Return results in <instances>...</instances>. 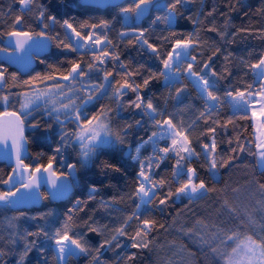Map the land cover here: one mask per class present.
Returning <instances> with one entry per match:
<instances>
[{
	"label": "trees",
	"instance_id": "obj_1",
	"mask_svg": "<svg viewBox=\"0 0 264 264\" xmlns=\"http://www.w3.org/2000/svg\"><path fill=\"white\" fill-rule=\"evenodd\" d=\"M159 1L161 6L153 5L145 21L135 23L133 12L121 9L134 8L139 0L104 10L82 6L79 0H34L29 11H23L18 0H0V50L13 32L46 36L52 41L50 53L37 60L28 75L21 76L0 63V114L12 111L21 116L27 129V167L45 168L51 159L56 173L69 176L74 186L70 198L58 204L45 193L39 208L13 212L0 203V264H18L25 244L32 240H36V246L22 264H60L55 251L56 234L62 236L65 231L73 239L82 238L88 252L67 257L64 264H223L221 252L232 243L252 239L264 247V189L260 188L264 170L257 165L254 119L249 112V101L253 99L254 108L262 89L261 78L250 65L264 56V0H184L176 6L171 22L164 20L171 0ZM49 15L56 18L55 22L47 19ZM16 16H21L19 23H15ZM66 20L81 37L92 33L87 42L80 39L79 50L69 33L72 29L64 24ZM145 34L148 43L157 45L156 52L144 43ZM97 37L99 45L93 43ZM177 40L190 42L188 59L175 67L178 80L165 83L163 61L169 58ZM65 44L70 47L65 48ZM189 63L192 71L213 82L210 90L224 101L221 112L207 111L201 93L187 75ZM73 64L79 65L78 71L84 75L63 79ZM145 79L149 81L147 85ZM256 82H260L258 91L253 93L249 85ZM122 84L129 87L117 94ZM135 85H140L137 91L132 90ZM57 87L63 93H76L70 101L81 106L79 120L77 115L58 114L49 104L41 103L27 114H20L24 97L43 95ZM237 90L245 92L247 102L234 108V103L225 97L227 92L235 95ZM137 95L142 98L140 108L135 106L141 102ZM149 101L156 109L154 113L146 108ZM104 115L110 124L111 145L96 148L90 160L82 163L75 134ZM169 119L175 128L162 126L172 132L173 139L180 136L177 144L160 142L154 148L149 137L153 132L158 135L160 126L156 121ZM177 131L182 135H176ZM62 132L74 134L70 143L61 141ZM57 147L60 152L55 151ZM163 147L170 151L160 158ZM184 147L191 148L194 155L190 161L181 162L184 175L174 177L177 153L188 155L182 151ZM127 149L130 154L125 158ZM213 159L217 168L210 171ZM226 160L228 163L220 167ZM189 163L195 169L193 183L203 181L207 189L191 199L175 194L187 180ZM69 164L74 166L73 175ZM141 165L151 179L147 187L155 185V195L137 209L141 202L134 194ZM10 174L11 169L0 163V192L10 191ZM161 180L165 181L163 185ZM169 192L173 195L169 196ZM161 199L164 204L159 203ZM144 219L154 222L146 235L141 223ZM114 222L125 235L90 231ZM40 228L47 236L28 235ZM138 230L142 235L136 237V242L146 243L147 247H132L131 237Z\"/></svg>",
	"mask_w": 264,
	"mask_h": 264
},
{
	"label": "snow or ice",
	"instance_id": "obj_2",
	"mask_svg": "<svg viewBox=\"0 0 264 264\" xmlns=\"http://www.w3.org/2000/svg\"><path fill=\"white\" fill-rule=\"evenodd\" d=\"M184 2V0H171V3H169L167 5L168 8V14L164 17V20L166 22H171L174 18L175 15V11H176V6L179 4H182ZM18 3L20 5V8L23 11H29L31 10V5L34 3V0H18ZM152 0H139L138 3H135V7L134 8H124L121 9L122 12L127 13V12H133V13H139L141 9H145L147 8V5L151 4ZM44 16V12L43 10H41L39 12V17H43ZM47 19L49 21L55 22L56 18L54 16L49 15L47 17ZM157 19H160V17H157ZM21 21V16H16L15 17V23H19ZM64 24L72 29V32L75 36L79 37L80 39L85 40V42H87L88 39L91 38L92 33H89L88 37H81L80 32H78L72 24L68 23V21H64ZM102 25H106V22L102 21L101 22ZM45 27H47V25H45ZM93 28H96V25H92ZM210 30H215V29H210ZM9 35H20L19 33H9ZM25 36H27L28 39H31V36H28L27 34H24ZM39 35H44V33H39ZM123 35V34H122ZM143 35V33H141V36ZM26 41H18L17 42V48H22L23 44ZM94 44L99 45L100 44V38L97 37V39H95L93 41ZM110 43V41H109ZM145 44H147V47L152 49L153 52H156V49L153 47L152 44L148 43L146 40L144 41ZM189 43L190 42H186V41H180L177 40L175 42L174 45V51L169 53V58L167 60H164V67L165 69H170L172 67L171 64V60L173 55L175 56H180L182 53L184 55H187V52L185 50H187L189 48ZM77 46H81L79 43V40H77ZM65 48L70 47V45L65 44L64 45ZM217 51H219V49H217ZM104 55H108V53L105 51ZM117 57H113V59H116ZM193 61H195V57L192 58ZM100 63H104L103 59H100ZM89 67L91 68L92 65H89ZM209 65H205V68H208ZM251 69L255 72L256 75H258L261 78V83H262V89L261 91L264 92V56H262L259 61L257 63H253L250 65ZM193 65L192 63L188 64V72L189 75L194 76L197 78V84L200 86V92L202 93L201 98L204 99L205 101V105L207 108L211 109L214 108L216 103L219 102L220 97H218L217 95H214V92L210 89H212L214 87L213 82H211L208 78H206L203 75H200L199 73L192 71ZM79 69V65L77 64H73L71 71L69 72L68 76H64L63 79L67 80L69 79V77H72L73 79H75L76 75H80L83 76L84 72L78 71ZM107 75H110V73L106 74L105 79H107ZM161 75H164V73H161ZM212 75H216L214 72L212 73ZM3 78V72H0V79ZM165 79H168V76H165ZM149 83L148 79L144 80V85H147ZM129 87L128 84H122L120 85V88L117 89V94L120 93V91L124 88ZM140 85H135L133 87V91H137L139 89ZM249 88H251V85H249ZM99 90V89H96ZM180 89H177V93H180ZM206 93V98L203 96V94ZM227 96L232 97L233 99V103L234 106L239 108L242 106L243 103H246V99H245V92L243 91H239L237 90V92L235 93V95L232 92H227L226 93ZM248 95L251 96L252 93L248 92ZM4 101L8 100V97L5 96L3 97ZM92 97L89 96L88 100H91ZM137 101H141L140 103H136L135 106L137 108L142 107V98L137 95ZM26 107V105H25ZM67 107V106H65ZM147 110H150V112L154 113L156 111V109L154 108L153 104L151 103V101H149L146 105ZM201 115H204L203 113H201ZM262 115H264V112H262ZM76 119L79 120L80 119V114L79 112L77 113ZM93 119H96L95 117ZM58 120V117H57ZM63 123V122H60ZM157 126H162V124H166L168 126L169 129H174L175 125L173 124V122L169 119V120H165L163 122L161 121H156ZM98 127L100 128V131H96V132H91L88 133L87 135H85L84 133L87 132V130L85 129L84 132H80V133H76V138L80 143L81 146V153L83 156V161L82 163H87L90 158L92 157V155L94 154L96 148H98L102 143H110L111 141L108 139L110 135H112L107 126L100 124L98 125ZM101 132H103V137H101ZM73 133H68V132H62L61 133V141L65 144L70 143L71 142V137L73 136ZM176 135H182L181 132L177 131ZM157 136L156 132L152 133V136L149 137V140H153V138H155ZM161 138H163V136H161ZM116 139L119 140L121 143L123 142L120 135L116 134ZM23 142H24V136H23V123H20V127H19V135L14 139L13 141V150L15 151V154L17 156V162L18 164H21L22 161H20V154H21V150L23 148ZM184 142L185 144H187L188 139L187 137H184ZM177 141L175 139L172 140V144L176 145ZM205 148H207V145H204ZM60 147H57L55 149L56 152H60ZM137 151H139V148L137 149ZM162 153L167 154L170 149L169 147H163L160 148L159 150ZM182 151L187 153V156H182L179 155V152L177 153L178 155V159L176 161V164L173 165V176L174 177H180L182 175H184V165L181 163L182 161H190L191 157L194 155L193 151L191 148L189 147H184L182 148ZM212 152H215V144H213L212 146ZM135 159V157H134ZM228 161H224L223 164L220 165V167H223L225 164H227ZM52 165V160H49V164L47 168H44V171H48L49 168H51ZM257 165L264 170V153H260V157L257 161ZM106 167H112L111 165H105ZM67 167L69 169H73L74 166L72 164L67 165ZM25 168H27V166H25ZM217 168V163L216 161L213 159L210 161V171L214 170ZM41 169L40 167H37L34 171L35 172H39ZM15 171V170H14ZM53 175H55V173H53ZM195 175V169L193 167H191V164L189 163L188 167H187V180L185 182H183L181 184L180 187H178L176 189V195L180 196V195H185L188 196L189 199L193 198V196L198 195V194H202V190H207L205 183L203 181H201L198 184L193 183V176ZM139 177H143V179H139ZM4 183H8V181H4ZM51 183L55 186V181H51ZM151 183V179L150 177L146 176L144 171H143V165H141V171L138 173V187L136 189L135 192V196H137L140 200V204H137V209H139L141 207V204H147L151 201L152 196L155 195V192L153 191V189L155 188V185L153 184L152 188L147 187V184ZM161 185H163L165 183L164 180H161L159 182ZM34 186V177L29 179V182L27 184H23L22 187H24L25 189L31 188ZM261 189H264V184L260 185ZM67 190V188L65 187V191ZM19 191V189H17V192ZM92 191H95V189L93 188ZM16 195V193L14 192H0V203H3L5 205L11 206L14 201H13V197ZM169 196L173 195V193L169 192L168 194ZM160 204H164L165 200L161 199L159 201ZM141 223L144 226V234L146 235V231L150 230V225H152L154 222L148 219H144L141 221ZM90 231H98V229L96 228H90ZM116 232L119 235H125V232L123 230V228H118L116 229ZM40 234H44L45 236H47V233L44 231L43 228L38 229V231L36 233H28V235H36L39 236ZM57 239H56V246H57V259L60 262V264H63V261L65 260V258L67 257H72V256H76L78 254H82V253H87L88 252V248L86 246V243L83 242L82 238H77V239H73L71 238L67 231L64 232V234L61 236L59 232H57ZM142 235V232L140 230L137 231L136 236L131 237V239L133 240L132 243V247H147L146 243H137L136 242V237H139ZM113 240L116 239L115 236H113L112 238ZM104 243L110 244L111 241H104ZM36 246V240H32L29 243L25 244V248L23 253L21 254V261L18 262V264H22L23 258L26 257L28 255V253L32 250L33 247ZM74 246V247H72ZM103 246V245H101ZM117 247H119V245H117ZM257 248L260 249V264H264V247L261 246H257ZM78 250V251H77ZM41 251H43V248H41ZM250 251L253 253V255H255V249H250ZM2 254V253H0ZM129 259H131V257H129Z\"/></svg>",
	"mask_w": 264,
	"mask_h": 264
},
{
	"label": "water",
	"instance_id": "obj_3",
	"mask_svg": "<svg viewBox=\"0 0 264 264\" xmlns=\"http://www.w3.org/2000/svg\"><path fill=\"white\" fill-rule=\"evenodd\" d=\"M132 0H79L80 5L97 9L115 8ZM153 8V3L147 5L146 10L133 13L135 23L145 21ZM20 35H8L0 50V63L14 69L21 76L28 75L37 65V60L47 56L52 49V41L46 36H32L27 32H13ZM31 36L28 39L27 36ZM18 41H26L22 48H17ZM21 116L16 112L0 114V163L11 169L10 191L16 193L12 198L14 203L9 206L13 212L39 208L44 200L43 193L53 203H62L70 198L74 192V186L69 176L56 173V166L51 165L48 171L40 168L35 172L31 168H25V160L28 158V142L23 130L24 142L20 154L21 164L17 162V156L13 150V141L19 135ZM130 149H127L124 157H129ZM46 166L45 168H47ZM15 170V171H14ZM55 173V175H53ZM34 177V186L28 189L22 187L30 178ZM55 181V186L51 183ZM65 187L67 190L65 191ZM17 189L19 191L17 192Z\"/></svg>",
	"mask_w": 264,
	"mask_h": 264
},
{
	"label": "rangeland",
	"instance_id": "obj_4",
	"mask_svg": "<svg viewBox=\"0 0 264 264\" xmlns=\"http://www.w3.org/2000/svg\"><path fill=\"white\" fill-rule=\"evenodd\" d=\"M154 1L155 2H152L154 7L161 6L162 3L159 0H154ZM69 33H70V36L72 37L73 41H75L76 49L77 50L81 49L82 43L80 41V38L77 36H74V34L71 30H69ZM144 39L145 40L148 39L147 34L144 35ZM77 40L80 41L79 43L81 46H77ZM152 45H153V47H157V45H155V44H152ZM173 51H174V48H173ZM185 51L188 52V49ZM187 59H188V56L184 55L183 53L180 56L173 55L172 60H171L172 67L170 69H165V76H168V79L164 80L165 83H172V82L178 80L179 73H178V71L175 70V67L182 60H187ZM187 75L200 92V86L197 84V78L189 75V73H187ZM64 82H66V81H64ZM75 94L76 93L74 91H72V92L69 91L67 93L66 92L63 93L62 89L57 87V88L48 89L47 93L43 94V95H38V94L28 95V96L24 97V99H23L20 114H27L35 105H38L39 103H41V104H49L50 107L55 108V112H57L58 114L63 113V114H69V115L76 116L77 113L79 112L81 106H78L77 102H75V101H70L71 99H73ZM201 95H202V93H201ZM205 95H206V93L203 94V96H205ZM2 105L6 106L7 103L5 102ZM25 105H26V107H25ZM65 106H67V107H65ZM260 106H261V112H264V98H262V101H260ZM9 112H12V111H8V112L6 111L4 113H9ZM253 119L255 121L254 126H255V138L257 141V147L260 150H264V142L263 143L260 142L261 139H264V126H262L261 116H255ZM100 124L106 125L109 132H110V124H109L107 115H104V116H100L94 122L83 127L82 129H80L78 133L84 132L85 129L87 130V132L84 133L85 135H87L88 133H91V132L100 131V128L98 127V125H100ZM166 129H167V131H165V129H162L161 131H159L158 135L155 138H153L152 145L154 146V148H157V146L160 142H162L165 145V144H167L173 140L174 137L170 134L172 132L170 130H168L167 127H166ZM23 130H24V132L27 130L24 127V125H23ZM161 136H163V138H161ZM101 137H103V132H101ZM175 137H178V136H175ZM178 138H180V136ZM178 138H176L175 140H179ZM108 139L112 142L111 135L109 136ZM111 142L110 143H102L99 147H109L111 145ZM75 143L78 145V147L81 150V146H80V143L77 140V138L75 139ZM74 172H75L74 168L70 169L71 175H73ZM193 178H194V176H193ZM142 179H143V177H142ZM118 228H119V225L115 222L114 223H107V224L104 223L101 226L97 227L99 232H109L113 235L117 234L116 229H118ZM257 246H261V245L252 239H245V240L239 241L237 243L236 242L232 243V245L230 247H226L227 249L223 250L221 252L222 263L223 264H260V249L257 248ZM72 247H74V246H72ZM250 249L256 250L255 255H253V253L250 251ZM55 251H56V255H57L58 250H57V246H56V241H55ZM65 261H66V258L63 261V264L65 263Z\"/></svg>",
	"mask_w": 264,
	"mask_h": 264
},
{
	"label": "crops",
	"instance_id": "obj_5",
	"mask_svg": "<svg viewBox=\"0 0 264 264\" xmlns=\"http://www.w3.org/2000/svg\"><path fill=\"white\" fill-rule=\"evenodd\" d=\"M264 92L261 91V94L259 95L258 97V101H257V105L254 107V108H251L249 110V112L252 114L253 118L255 116H261V122H262V126H264V115H262V112H261V106H260V101H262V98H264ZM235 108V106H234ZM255 122V121H254ZM255 125V124H254ZM260 140V139H259ZM255 141H256V138H255ZM261 143L264 142V139H261L260 140ZM256 144H257V141H256ZM260 153H264V150H260L258 147H257V153H256V160L258 161L259 157H260ZM259 167V166H258ZM260 168V167H259ZM261 169V168H260Z\"/></svg>",
	"mask_w": 264,
	"mask_h": 264
},
{
	"label": "built area",
	"instance_id": "obj_6",
	"mask_svg": "<svg viewBox=\"0 0 264 264\" xmlns=\"http://www.w3.org/2000/svg\"><path fill=\"white\" fill-rule=\"evenodd\" d=\"M251 91L253 92V93H256L258 90H257V88H256V86H255V83H254V85H252V87H251ZM254 96V95H253ZM230 99H231V97H229V96H226L225 97V100L226 101H230ZM223 103H224V101H221V100H219V102L218 103H216V105H215V107L214 108H211L212 110H215V111H217V112H221L222 110H223ZM249 105L250 106H253L254 105V101H253V99L251 98V101H249ZM245 108H242V110H240L241 112L244 110ZM208 110H210L209 108H207V111ZM162 129H164V127L163 126H160V130H162ZM179 139V138H178ZM177 141V140H176ZM177 144V143H176ZM175 146V145H174ZM159 156H160V158H163V157H165L166 156V154L165 153H162V152H160L159 151Z\"/></svg>",
	"mask_w": 264,
	"mask_h": 264
},
{
	"label": "bare ground",
	"instance_id": "obj_7",
	"mask_svg": "<svg viewBox=\"0 0 264 264\" xmlns=\"http://www.w3.org/2000/svg\"><path fill=\"white\" fill-rule=\"evenodd\" d=\"M258 83H260V82H256V83H255V86H257V87H258V85H259ZM229 102H233V99H232V97H231V99H230V101H229Z\"/></svg>",
	"mask_w": 264,
	"mask_h": 264
}]
</instances>
